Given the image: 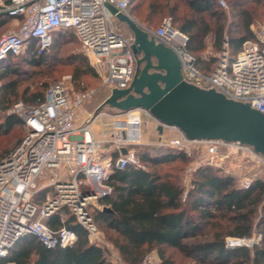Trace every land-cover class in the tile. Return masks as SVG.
Returning <instances> with one entry per match:
<instances>
[{
  "label": "built area",
  "instance_id": "1",
  "mask_svg": "<svg viewBox=\"0 0 264 264\" xmlns=\"http://www.w3.org/2000/svg\"><path fill=\"white\" fill-rule=\"evenodd\" d=\"M218 1L228 7L226 0ZM109 5L134 17L132 0H0V15L18 21L0 36V64L27 50L45 53L53 44L54 33L67 30L78 39L104 87L109 91L128 88L137 66L131 49L134 35L123 33ZM144 28L176 53L184 81L214 89L264 113V27L234 56L226 39L216 67L209 72L190 50L189 36L175 27L171 17H165L157 28ZM1 87L0 81V91ZM93 93L72 95L64 82H57L37 103L17 101L8 109V114L22 119L26 130L18 145L0 160V264H17L7 257L25 236L50 248L74 244L78 233L67 225V214L87 231L91 241L101 242L94 209L103 210L97 202L112 193L110 176L115 169L129 165L145 167L136 150L147 124L143 115L160 122L142 108L112 113L110 144L118 154L108 155L104 142L92 133L95 119L103 112L78 124V111ZM163 128L176 135L164 138L162 134L161 145L183 152L189 159L182 177L184 198L202 167L221 169L235 177L241 189L264 180V154L254 146L224 139H190L177 126ZM57 215L60 222L53 226L50 221ZM261 237H227L226 246L253 245Z\"/></svg>",
  "mask_w": 264,
  "mask_h": 264
},
{
  "label": "trees",
  "instance_id": "2",
  "mask_svg": "<svg viewBox=\"0 0 264 264\" xmlns=\"http://www.w3.org/2000/svg\"><path fill=\"white\" fill-rule=\"evenodd\" d=\"M182 4L187 12H181ZM237 7H240L236 15L238 22L230 38L235 52L255 37L250 29L255 21L254 12L241 8L240 4ZM225 9L218 0H132L131 10L149 28H157L165 17H171L175 27L189 36L190 50L209 72L213 69L203 64L200 53L206 49V39L213 33L210 19L216 18L220 23L225 15L220 11ZM6 21L1 19L0 25ZM219 23L214 33L217 49L222 46L225 32L224 23ZM62 32L54 33L53 43ZM49 50L42 54L27 50L9 56L0 64H4L0 70V110H8L18 96L29 92L28 87L19 93L21 79L11 77L18 76L12 61L22 58L36 67L43 63ZM74 66L77 78L99 76L87 57L79 58ZM44 95L36 90L26 102L37 103ZM19 123L24 125L18 115L5 116L0 122V137L9 134ZM148 148L151 152L138 153L144 168L129 165L114 170L109 178L112 193L100 199L112 211L100 210L95 215V219L103 221L123 260L128 264H142L151 251L157 250L160 264H264V180L241 189L236 178L221 169L202 167L195 173L194 186L184 198L180 171L188 164V157L174 149L159 148L154 152ZM68 216L67 225L78 233L74 244L50 248L33 236H25L11 249L7 260L17 264H113L107 259L105 249L90 242L87 231L71 214ZM59 222L58 215L50 221L53 226ZM254 232L262 236L259 243L226 246L227 236L250 238ZM169 250L174 253H168ZM176 252L189 262H177Z\"/></svg>",
  "mask_w": 264,
  "mask_h": 264
},
{
  "label": "water",
  "instance_id": "3",
  "mask_svg": "<svg viewBox=\"0 0 264 264\" xmlns=\"http://www.w3.org/2000/svg\"><path fill=\"white\" fill-rule=\"evenodd\" d=\"M109 7L134 35L131 49L137 66L130 86L114 88L100 109L106 105L121 111L146 109L160 122V132L164 125L177 126L190 139L241 141L264 154V113L184 81L181 62L171 48L158 43L134 17ZM103 210L112 211L108 206Z\"/></svg>",
  "mask_w": 264,
  "mask_h": 264
},
{
  "label": "rangeland",
  "instance_id": "4",
  "mask_svg": "<svg viewBox=\"0 0 264 264\" xmlns=\"http://www.w3.org/2000/svg\"><path fill=\"white\" fill-rule=\"evenodd\" d=\"M226 2L228 7L225 10L220 11L225 13L224 17L220 21V23H224L225 25L224 39L222 41L221 48L220 49L215 48L214 33H215V28L219 22L218 20H216V18H212L210 19V22H211V26L213 27L212 28L213 33L209 35V37L206 39V44H207L206 49L200 53L203 64L211 66L212 69L216 67L219 55L222 53L223 49L225 48L226 39L229 41V49L231 54L234 56L237 53L230 44V38L233 36V29L234 27H236V24L238 22V18L236 16L240 9V7H237L238 4H240L241 8L243 7L245 9L248 8L250 12H254L255 21L250 26V29L253 31L255 36L257 35V32L262 27H264V0H226ZM187 11H188L187 7L182 4L181 12H187ZM134 18L137 21H139L142 25L146 24L144 23V19L137 17L135 13H134ZM12 27H14V24L8 21H6V23L4 24H1L0 36L9 28ZM121 29L125 34L126 32H128V28H123L121 26ZM78 57L88 58V56L85 54L84 50L82 49L81 44L75 38L73 32L64 30V32H62V36L60 38H56V40L52 44V47L44 56L43 63H41L39 66L34 67L28 65L27 62H25L22 58L14 59L12 63L16 66L13 65L12 66L18 69L17 72L18 76L12 75L11 77L12 78L19 77V79H21L19 93H22V91L25 88L29 87V92L27 93V95L18 96V99L15 100V102L28 101L26 100V98L27 97L29 98L31 96V93H33L36 90L42 91L45 94L48 87L57 82H64L65 85L68 87L69 92L72 95L93 90L94 93L92 94V96L83 103V105L80 107L78 111V115H79L78 122L82 123L87 118L93 117L95 114L99 112H103V114L97 116L98 122L96 124L97 125L96 128L98 127L99 130L101 129L107 130L109 125L107 124L102 125V122L109 123V118L107 117L109 116L111 117L113 111H117L118 109L111 107L109 105H106L101 109L99 108L100 105L103 103V101L110 95V91L108 88L102 85V80L100 76H96V77L83 76L82 78L80 77L77 78L76 72L74 70L75 68L74 65L79 59ZM5 64L8 65L9 64L8 61ZM7 111L8 110H0V122H2L4 117L8 115ZM100 117L103 118L101 119ZM97 119H95L94 123H96ZM25 130L26 129L24 125L22 123H19L16 124L14 129L9 134L2 135L0 137V159L3 158L6 154H8L13 148H15L18 145V143L24 137ZM166 137L167 136L165 135L164 138ZM153 139H155V143L149 144V142H151L152 140L151 138L147 140L146 144L136 145L137 153L150 151L148 147H151L153 149L152 151L154 152L158 151L159 148L162 150L171 149L161 145L160 143L162 140L161 137H158V139L157 138H153ZM185 166L180 171V180L182 185H183L182 177L184 175ZM184 191H185V187H184ZM97 204L104 207V205H102L100 201L97 202ZM94 210H95L94 215H97V213L100 211L97 207ZM67 217H69L68 214ZM95 220L100 230L102 241L99 242L98 244L96 242L91 241L90 239L89 241L103 247L107 253V259L111 261L113 264H128L123 260L118 249L115 247V244L110 239L109 232L105 229L103 225V221L101 220L99 221L98 218ZM254 234L256 236H259L260 232H254L252 236H254ZM227 237H237V236L229 235ZM238 238H242V237H238ZM251 238L252 237L248 239ZM260 240L261 238L258 240L257 243H259ZM104 242H107L109 246H106ZM168 253L173 254L174 252L172 250H169ZM174 257L177 262H184V263L189 262V260L184 259V257L180 255L178 252L174 254ZM160 263H161V258L157 250L151 251L142 262V264H160Z\"/></svg>",
  "mask_w": 264,
  "mask_h": 264
},
{
  "label": "crops",
  "instance_id": "5",
  "mask_svg": "<svg viewBox=\"0 0 264 264\" xmlns=\"http://www.w3.org/2000/svg\"><path fill=\"white\" fill-rule=\"evenodd\" d=\"M5 18L8 20V22L13 23L14 26L18 22L15 19L7 18L5 15H0V20L1 19H5ZM117 23L119 24L120 27L122 26L123 28H128V32H126V34L132 33L131 29L129 28V26L126 23H123L119 19H117ZM143 26H146V24H144ZM146 27H148V26H146ZM3 66L4 65H0V70L2 68H4ZM115 112L116 111H113V113H115ZM143 116H144L145 120L147 121V124H146V127H145V129H144V131L142 133L141 138H140L141 144H139V145L146 144L147 140L151 139V138H152V140H151V142H149V144L155 143V139H153V138H157L158 139V137H160L162 134H164L166 136H174V135H176L175 132H172V131H170L167 128H163L162 132H160L159 129H158L159 125H158V122L156 120H154L151 117H147L145 115H143ZM100 118L102 119L103 117H100ZM107 118H109V123L108 122L107 123H103L102 122V125H105V124L109 125L108 129L107 130H104V129L99 130L98 127L96 128V126H97L96 124L98 122V119H97L96 123H94L93 126H92V133H93L94 137H96L97 139L102 140L104 142L107 154L115 156L118 153L113 149V147L110 144V140H111L112 134L114 132V118H113V116H111V117L109 116ZM78 124H79V122H78Z\"/></svg>",
  "mask_w": 264,
  "mask_h": 264
}]
</instances>
